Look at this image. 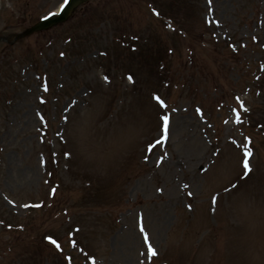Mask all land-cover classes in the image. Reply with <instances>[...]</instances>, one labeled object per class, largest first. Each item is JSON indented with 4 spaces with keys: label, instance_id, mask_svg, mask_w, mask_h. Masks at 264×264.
<instances>
[{
    "label": "rangeland",
    "instance_id": "1",
    "mask_svg": "<svg viewBox=\"0 0 264 264\" xmlns=\"http://www.w3.org/2000/svg\"><path fill=\"white\" fill-rule=\"evenodd\" d=\"M63 1L0 0V37ZM0 264H264V0H88L1 42Z\"/></svg>",
    "mask_w": 264,
    "mask_h": 264
},
{
    "label": "snow or ice",
    "instance_id": "2",
    "mask_svg": "<svg viewBox=\"0 0 264 264\" xmlns=\"http://www.w3.org/2000/svg\"><path fill=\"white\" fill-rule=\"evenodd\" d=\"M65 2H67V0H65ZM62 6L63 5H61V7ZM131 79L132 78L129 77V80H131ZM154 98L159 101V97H154ZM160 103L162 104L163 102L161 101ZM162 120H163V129L166 132L167 131V127H168V117L167 116H163ZM237 120L239 121V115L238 114H237ZM161 139H163V137H161ZM250 155H251L250 151L245 152V157H244V160H243V168L245 170V172H244L245 175H247L248 172L251 171L250 166H249V161H248V157ZM185 187H187V186H185ZM189 195H191V193H189ZM215 201H216V197H213V203H215ZM189 208H191V205H189ZM141 231L143 232V228H141ZM46 239H49L51 243L56 244V241L52 240L51 237H46ZM144 241H145V243L148 242V237H147L146 234H145V237H144ZM56 246L59 247V245H56ZM147 252H148L149 258L154 257L156 255V251L152 248V246L150 244L148 245Z\"/></svg>",
    "mask_w": 264,
    "mask_h": 264
},
{
    "label": "water",
    "instance_id": "3",
    "mask_svg": "<svg viewBox=\"0 0 264 264\" xmlns=\"http://www.w3.org/2000/svg\"><path fill=\"white\" fill-rule=\"evenodd\" d=\"M79 1H84V0H70L69 3L67 4V6H65V9L61 12L60 15L55 16V17H51V18H49L47 20H44L43 22H41V23L37 24L36 26H34L30 31H27L25 33H29V32L34 31V29L44 28V27H47L49 25L55 24L56 22L65 20L67 14L72 9L73 5H75ZM25 33H23V34H25ZM19 36H23V35H19Z\"/></svg>",
    "mask_w": 264,
    "mask_h": 264
}]
</instances>
